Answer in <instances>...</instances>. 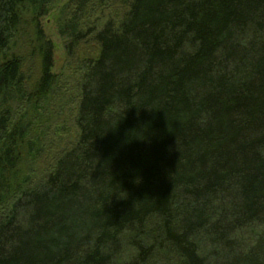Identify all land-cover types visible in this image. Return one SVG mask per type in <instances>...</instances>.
I'll use <instances>...</instances> for the list:
<instances>
[{"label": "trees", "instance_id": "obj_1", "mask_svg": "<svg viewBox=\"0 0 264 264\" xmlns=\"http://www.w3.org/2000/svg\"><path fill=\"white\" fill-rule=\"evenodd\" d=\"M61 1L0 0V264H264V0L64 1L66 83Z\"/></svg>", "mask_w": 264, "mask_h": 264}, {"label": "rangeland", "instance_id": "obj_2", "mask_svg": "<svg viewBox=\"0 0 264 264\" xmlns=\"http://www.w3.org/2000/svg\"><path fill=\"white\" fill-rule=\"evenodd\" d=\"M67 0H63L61 1V3H56L52 9L50 10V12L44 16L41 20V24L44 30V33L46 34L47 38L50 39L54 45V49H53V67H52V72H54L55 74L59 75L62 77V79L59 82L64 83L65 82V76L67 74V67L68 64L70 62V59L68 57H66V52H65V48H64V40L60 37V35L57 32V28H56V24H55V16L57 14V9L60 7V5ZM92 45L90 44V47ZM89 46H85V48L83 47L82 51L88 50ZM69 86L66 87H60L64 93V98H66L67 100H69V96L72 95V86L70 83V81H67ZM66 83V82H65ZM64 85V84H61ZM60 85V86H61ZM72 102L66 105V109L65 111H62L60 113L61 114V118L64 116H67L69 114L68 112V108H72ZM52 163V158H47L45 160L44 163H42V165H37L38 166V172L39 174L42 173V170L46 169L47 167H49ZM37 172V173H38ZM36 173V174H37Z\"/></svg>", "mask_w": 264, "mask_h": 264}]
</instances>
